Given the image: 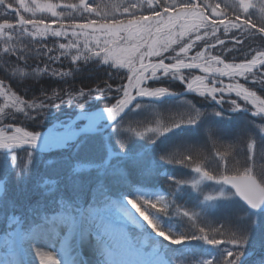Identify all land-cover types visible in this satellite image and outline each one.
I'll list each match as a JSON object with an SVG mask.
<instances>
[{"label":"snow or ice","instance_id":"snow-or-ice-1","mask_svg":"<svg viewBox=\"0 0 264 264\" xmlns=\"http://www.w3.org/2000/svg\"><path fill=\"white\" fill-rule=\"evenodd\" d=\"M257 6L261 9L260 17L255 11H250ZM58 8H70L72 14L65 16L63 11H57ZM24 13L30 15L25 16ZM9 15L15 16V23L9 22ZM0 19H3L0 22V59L16 57L17 62L26 63L28 51L19 42L20 38L40 37L44 55L52 63L60 61L62 56L70 58L72 64H78L82 59H95L117 73L122 68H127L129 72L126 77L128 82L114 89L112 84L105 82L103 87H90L87 90L67 91L62 88L50 93L44 91L41 96L26 100L6 83L9 75L39 77L47 74L64 79L72 76L73 71H61L46 64L44 68L27 73L11 67L6 60L0 63V74H4V78L0 79V168L11 169L18 178H23L30 172L36 153L50 148L51 136L17 126L11 121L18 120L22 115L24 120L37 123L51 110H60L63 105L75 103L82 118L88 121L82 132L111 129L112 133L123 138L120 148L124 150V155H127V141L133 137L139 138L153 151H159L158 164L191 167L198 174V178L191 181L192 188H197L205 181L215 182L219 186L215 194L203 195V200L197 205L200 211L194 212L178 204L176 199H168L144 187H137L144 181L131 180L126 172L116 173L113 178L122 190L118 200H112L109 189L98 182L91 202L85 201L86 206H81L60 201L62 211H57L51 217L45 216L46 224L56 225L69 232L83 227L80 236L86 239L93 230L98 235L109 228L117 230L116 223L111 219V210L115 208L124 224L135 226L144 236V248H137V254L151 249L159 257L173 245L186 246L189 252L197 245H204L207 246L204 249L207 258L196 261V264H249L247 258L251 248L256 244L264 248V232L258 241L253 235L264 221V177L258 178L251 166L235 169L234 174H228L232 170L227 158L240 148V143L221 145L223 151L214 150L213 158L218 161L216 171L208 170L204 160L196 159L188 143L189 138L200 133L207 115L218 118L217 123L223 124L222 111L206 114L194 104L181 101L178 105L180 110L167 124L158 122L156 127H146L142 131L130 123L125 125V120L130 116L148 108L155 111L156 104L164 103V98L177 97L176 92L166 87L153 88L146 83L159 79L157 71L164 76L171 75L173 79L185 81L180 69L200 68L205 75L192 76L187 82V90L205 99L210 97L221 106L225 102L224 94L234 92L244 103L228 98V110L236 114H250L260 121L254 125L240 122V133L244 137L242 150L247 160L255 158L258 147L264 152V97L238 81L225 85L219 79L228 76L235 81L237 77H243L246 82L264 90V47H249L247 52L242 53L244 59L240 63H225L221 55L211 53L217 45L224 55L241 52L239 46L248 39H260L264 43V0L259 5L252 0H238L233 5L224 3V0H218L215 4L207 0H121L120 3L103 6L94 0H78V3L66 5L50 0L43 3L41 0H0ZM55 23H59L58 29L51 27ZM221 29L222 35L232 41V47H227L226 39L218 35ZM230 32L232 35L229 37ZM99 34H103V39ZM49 35L67 42H59L55 49L49 48L43 42ZM81 36H90L92 39L86 38L82 44ZM199 45L203 46L202 50L189 56V52ZM54 51L59 54L50 55ZM152 57L158 60L153 62L150 59ZM165 60L175 63H165ZM201 60L203 64L197 62ZM213 64L217 66L213 67ZM206 80L211 82V87L205 85ZM104 98L109 100L108 106L98 112L88 113L85 105ZM146 98L148 103H145ZM250 130L254 131V135H249ZM207 131L208 139L215 144L221 134L227 135L230 129L217 127ZM78 134L71 132L64 136L62 142L67 143ZM177 144L185 149L179 158L173 151ZM110 166L111 159L106 155L97 165L100 175L107 176ZM167 180L176 186L172 196L189 183L175 176H168ZM210 209H215V212H210ZM216 214L228 218L234 227L225 228L223 223L208 219ZM176 218H179L178 223L188 224L187 231L178 230L173 223H169ZM39 239L38 235L33 237L37 242ZM164 242H167V246ZM125 243L131 248L127 239ZM121 247V244H115V250L105 249L106 256H116ZM36 255L40 264H69L51 252L41 251L39 247L36 248ZM71 264H76V261ZM106 264H171V261L162 258L142 261L107 259ZM259 264H264V260L259 261Z\"/></svg>","mask_w":264,"mask_h":264},{"label":"trees","instance_id":"trees-1","mask_svg":"<svg viewBox=\"0 0 264 264\" xmlns=\"http://www.w3.org/2000/svg\"><path fill=\"white\" fill-rule=\"evenodd\" d=\"M213 3L214 0H208ZM41 2H49V0H41ZM50 2L59 3L61 5L66 4H74L78 3V0H50ZM95 3H100L101 6L103 4H115L120 3L121 0H94ZM262 2V1H261ZM261 2L257 3L259 5ZM224 3L233 5L234 2L232 0H224ZM256 3V2H255ZM11 11V10H9ZM57 11H63L65 16H69L72 14V9L70 8H58ZM250 11H255L257 17L262 15L261 9L257 6L255 9H251ZM147 14V12H145ZM25 16L30 14L24 13ZM40 13H37L39 16ZM50 16V14H47ZM256 17H254L255 19ZM9 22L15 23L16 18L14 15H9L7 17ZM0 22H3V19H0ZM52 28H59V23H55L51 25ZM31 26H29V31H31ZM101 39H103V35H100ZM91 40L90 36H81L80 40L83 44L86 40ZM40 37L31 38L28 36H24L20 38V43L22 46H26L28 51L29 58L27 62L19 61L17 62L16 57L4 58L0 59V63H4L7 61L8 65L14 68H20L24 72L32 73L36 68H44L47 64L50 68H57L61 71H73V75L66 77L64 79H59L56 77H52L47 74H43L39 77H34L32 75L29 76H19L11 77L9 75V79L6 80V83L12 88L13 91L17 93V95L22 96L24 99H31L33 97L41 96L42 92L47 91L51 92L52 90H60L65 89L67 91H78L81 88L87 90L88 88H95L97 86L103 87L105 82L112 84L113 89L120 85L126 84L127 82V68H122L119 73L116 72L115 69L109 68L108 65H104L101 63H97L95 59L84 61L83 59L78 64H72L70 58L61 57V60L52 63L48 60V56L44 55L45 49L41 48V44L39 41ZM47 47L49 48H57L59 42H67L63 38H54L50 35L44 39L43 41ZM94 43V41H92ZM242 48L241 52H234L229 55H224L226 60L235 58V61L243 60V52H247L249 47L252 48H262L264 47V43L261 42L260 39H249L245 41V44L240 46ZM57 51L50 53V55H58ZM4 78V74H0V79ZM248 84V83H247ZM160 86V83H151L150 87ZM168 85L174 91L181 92L182 86H177L174 84H165ZM249 86L251 84H248ZM259 89V88H258ZM259 93H261L264 97V90L259 89ZM113 95H115L113 93ZM67 98V97H65ZM181 101H188L191 104H194L201 111L206 114H211L212 112L219 110L224 113V122L223 124H218L217 119L211 115H207L204 119V123L201 126V131L199 134H196L189 138L188 143L191 145L193 153L202 158L207 157V160H216L213 158L214 150L223 151L221 148L222 143L231 144L230 142L240 143V147L235 153L241 157L242 168L245 166H251L254 170V173L259 176L264 175V152L258 147L256 150V155L253 160H247L246 153L242 150L244 139L243 135L240 133V122H250L253 125L260 122L259 120L250 117L247 114H236L230 113L228 111V105H223V107H218L214 105V103L210 100V98L205 99L197 98L193 96L185 97L180 100H169L164 103H157L155 109L165 108L164 105H168V107H175L180 104ZM111 102H114L112 100ZM148 103V101H145ZM227 103V102H226ZM109 104V100L104 98L102 100H93L90 101L87 105H85L87 111H92L101 107H106ZM153 110L148 108L145 112L150 113ZM79 107L77 104L73 103L72 105H63L60 110H51L45 117L41 118L37 123H33L32 121L24 120L22 115L18 120L11 121L12 123L25 127L28 130H36L42 132L47 127L52 125L55 121H65L67 119L75 117L79 114ZM144 113L140 112L138 114H134L130 116V119L125 122L131 123L132 127L138 128H146L148 123H151L154 120H149L145 124V121L141 120ZM139 120V122L137 121ZM143 121V122H142ZM151 125V124H150ZM223 127L230 129V132L227 135L221 134V137L216 140L214 144L212 140L208 139V131L209 128H217ZM249 135H254V131H249ZM221 141V142H220ZM123 142V138L116 136L112 131H108L103 134H91L85 135L82 137L81 141L76 142L72 145L71 148L67 150L59 149L53 152L48 153H40L37 152L35 155L34 164L31 167L30 172L23 178H18L16 173L11 169L0 168V180L4 182V190L0 194V230L3 229L7 218L10 215H17L23 218L26 225L31 226L37 223H41L44 221L45 216H50L57 211H62V205L59 203L60 201H64L68 204H81V206H86L85 201L91 202L93 199V190L96 187L97 183H103L110 191V194L115 191L114 189L120 188L116 183L113 175L116 173H127L131 180H142L144 178H150L152 185H158L163 189L168 191V194H171L175 190V185L171 182L167 181L168 176L181 177L177 175L178 172L190 171L191 167H186L184 165L180 166H170L165 168L166 174L162 176L161 173L155 172V169L162 168L161 165L158 164V155L159 151H153L150 146L146 145V142H143L139 145L140 142L137 141H127V145L130 143H135L137 147L127 146L128 153H132V155L125 158L122 162L121 166L116 169H113L107 176H103L99 178L97 174H88V176L80 177L77 173V164L85 162L87 160L98 161L102 160L106 155L110 156L112 153V145H116L120 147V143ZM108 145V148H107ZM178 144L173 147V151L176 155L179 152V149H182ZM116 152L120 153L121 149H114ZM178 150V151H177ZM183 150V149H182ZM181 150V151H182ZM138 151H142L139 153ZM195 154V155H196ZM179 158L180 156L177 155ZM246 157V158H245ZM112 162L116 159L110 156ZM203 160V159H201ZM49 161L53 163H49ZM205 166H210L207 161L204 159ZM174 166V167H173ZM143 169V172H141ZM155 172V173H154ZM177 175V176H176ZM56 177L55 186H48L46 188L41 189L39 180L40 178H49ZM146 184L145 182L141 185H137V187H143ZM184 190L182 189L183 192ZM180 192H177L175 196H172L174 199L181 201H189L190 197L183 192L180 195ZM223 217L225 216L221 214L211 215L210 219ZM262 232H264V221L261 222L260 227H257L254 231V237L260 238ZM172 250V249H171Z\"/></svg>","mask_w":264,"mask_h":264},{"label":"rangeland","instance_id":"rangeland-1","mask_svg":"<svg viewBox=\"0 0 264 264\" xmlns=\"http://www.w3.org/2000/svg\"><path fill=\"white\" fill-rule=\"evenodd\" d=\"M232 1L234 2V4L238 3V0H232ZM261 1L262 0H252V2L254 4H257ZM207 2H209V1L207 0ZM216 2H218V0H214L212 4H215ZM209 3H211V2H209ZM222 7H223V4H222ZM225 22H227V21H225ZM99 35H103V34H99ZM218 35H220L222 39H226V46L227 47H232V41L222 35V29H221V33H218ZM231 35H232V33L230 32L228 34V36L230 37ZM202 47H203L202 45H199L198 47L193 48L189 52V56H194L197 51L202 50ZM177 50H178V48H177ZM211 53H212V55H221V58L224 59L225 63H233V62L240 63L242 61V60L235 61L233 59L226 60L225 56L221 52L219 45H217V48L212 49ZM165 55H168V54L166 53ZM150 59L153 62H156L158 60L157 57H152ZM197 62L202 63V64L204 63V61H202V60L197 61ZM165 63H175V61L165 60ZM212 66L216 67L217 65L213 64ZM180 72H181V74H183L185 76V78H186L185 81L173 79L171 75L164 76L162 72L157 71V76L159 77V79L158 80H150V81H147L146 83L148 85L151 83H160L162 85H160V86L158 85L155 87H166L170 91H173V92H176L177 94H180L181 92H183L185 90V86H186L188 80L191 79L192 76H196V75L204 76L205 75L201 69L200 70L180 69ZM127 74L129 75V72ZM219 79H222L224 81L225 85H227L229 83H235L238 81L240 84H243L245 87H248L251 90L257 91L258 95H261L263 97V95L261 93H259L258 87H255L251 83L246 82L243 77H237L235 81H233L228 76L219 77ZM247 83L251 84V85L249 86ZM165 84H169V85L174 84L177 86H182L183 89L181 92H177V91L172 90L171 88L168 87V85H165ZM205 85L207 87H211V82L206 80ZM217 86H219V85H217ZM224 95H225V102L223 105H226V104L228 105V103H226L228 98L236 99L241 104L244 103L243 100H241L239 97L235 96L234 92H232V93L226 92ZM188 96L189 97L193 96V97H197V98H203L198 93L193 92L192 94L186 95V96L181 97L179 99H164V102H167L169 100L170 101L171 100H180V99H184L185 97H188ZM217 98L219 99V93H217ZM210 100H211V98H210ZM145 101H148V100H145ZM212 102L214 103V105H216L220 108L223 107V105L221 106V105L216 104L215 101H212ZM0 103H2V100H0ZM164 106H165V108L155 109V111H152L150 113L143 111L144 115H143L141 120L145 121V124H147V122H150L149 121L150 119L154 120L151 123H148L146 125V127H156L158 122L160 124H167L170 121V119L176 114V112L178 110H180V109H178V105L175 107H170V106L168 107V105L166 104ZM102 108L103 107L89 111L88 113L98 112ZM228 109H229V105H228ZM242 114H244V113H242ZM247 115L250 116V114H247ZM129 119H130V117H129ZM129 119H127V121ZM255 119L259 120L258 118H255ZM137 121L139 122V120H137ZM86 122H87V120L83 119L81 114L79 113L75 117L67 119L65 121H55L52 125H50L45 130H43L42 133L45 136H47V135L53 136L57 132H73V131L81 128L83 125H85ZM258 123H260V122H258ZM128 124H129V122H127V123L125 122L126 126ZM17 126H19V125H17ZM110 130H108V131H110ZM137 130L142 131L144 129L138 128ZM81 139H82V137L78 139L77 143L79 141H81ZM131 141L140 142L139 145L142 144L143 142H145V141L139 140V138H136V137H133V139ZM230 143L232 144V142H230ZM233 143H235V142H233ZM227 144H228V142L222 143L220 145H227ZM72 145H74V144L68 142L66 144V146L63 148H55L54 146H52L46 152H40V153L53 152V151H56L59 149L67 150V149L71 148ZM128 145L131 148L137 147V146H135V143H130ZM107 148H108V145H107ZM111 148L113 151H112L110 156L114 157V159H116V160L114 162L111 161L109 173L113 169H116L117 166L120 167L122 162L125 160V158L132 155L131 152L130 153L127 152L129 148L126 149L127 155H124V150H122L120 153H118L114 150V149H121L119 146L112 145ZM182 149H179L180 154L178 153L177 155L181 156V154L185 151L184 148H182ZM222 150H223V148H222ZM196 151L197 150H195V154H196ZM138 152L141 153L142 151H138ZM110 156H109V158H110ZM237 157L238 156L236 155V153L234 151L232 156L227 158L229 167L232 170L228 174H234L235 169H238V168L242 169L241 157H239V158H237ZM195 158L199 159V160H201V159L204 160V158L198 156L197 154L195 155ZM111 160H113V159H111ZM100 161L101 160L93 161L92 159L91 160L85 159V162L77 164V168H76L77 173L80 175V177L88 176V174L93 173V174H97L99 178H102L103 176L100 175V169L97 167V165L99 164ZM206 161L208 164H211L208 167L206 166V168L208 170H210V171H216L217 170V164H218L217 160H213V162H212L211 160L206 159ZM246 161H247V159H246ZM173 165L174 166H180L179 164H173ZM161 166H162V168L155 169V172H159L162 174V176H164L166 174V170H167L165 168L169 167V165H161ZM170 166H172V165H170ZM221 171H223V170L221 169ZM177 175H179L181 177V179L179 177H176V179L189 181L188 184L182 186V189L184 190L183 192H186V194L189 195V197H190L188 202L185 200L184 201L183 200H181V201L177 200V203L182 205L183 207L191 210V211H194V212L200 211V208L197 205H199L200 202L203 200V195L204 194H215L216 188L219 187L218 185L215 184V182L205 181V182H202L201 185H198L197 188H192L191 181L198 178V174L193 172L192 169L190 171H183L182 170L181 172H178ZM260 177L261 176H259L258 178H260ZM262 177H264V175ZM55 179H57V178L54 176L49 177V178L48 177L47 178H40V180H39V184L41 186L40 188L43 189V188H46L48 186L49 187L55 186V184H54ZM151 180L152 179H150V178H144V182L146 184H149L148 182L151 183ZM45 181H48V183L46 184ZM143 187L145 188V190H147L151 193L164 195L168 199H174L172 196H170L168 194L167 190L163 189L162 187L158 186L157 184L152 185V183H151V185H145ZM3 190H4V182L2 180H0V194L3 192ZM114 190L115 191H113V193L111 194V198H112V200H118L120 195H121L122 190L120 188H116ZM183 192H180V195ZM111 211H112L111 212V219L116 223L117 230L113 231L111 228H109L107 230L101 231L99 235L96 233L95 230H93L92 234L90 236H88L86 239H81V236H80V232L83 231V227H81L79 230L69 232L67 229L61 230V228L56 226V225L46 224L45 221L31 225V226H28V225H26V223L24 222L22 217L17 216V215H10L7 218V221L5 222L3 229L0 230V256L4 253L17 251L16 246H18V244H20V240H24L30 234H32L34 231H37L39 229H47L48 228L49 233H48L46 238H47V241H49V244L53 245V246H50L48 244V245L44 246L45 249L48 250V252H50L52 250V248H55V247L64 249L66 244L70 240L74 239V237L76 238V240L78 242V246H83L85 248V247H87V245L89 243L88 241H90V243L94 240H97V239H98L97 241H99V237H101L103 239V237H102L103 234L106 235L105 233H111L112 239L114 240V242L116 244L122 245V247H121V250L123 251L122 253H124L126 255L128 261L155 260V259H161L162 258L164 260L171 261V264H196V261H198L200 259L207 258L206 254L204 253V249H206L207 246H204V245L195 246L193 248V251H191V252L186 250V246L173 245L169 248L167 253H161V255L159 257L156 256L155 253H152L151 249H148L146 252H144L142 254H137V252H136L137 248H141V249L144 248V236L141 234V231L139 229L135 228V226H133V225L124 224V222L120 219V217L117 213V210L115 208H112ZM209 211L215 212V209H210ZM53 214H51L49 217H51ZM208 219H210V218L208 217ZM178 220H179V218H176V220L169 221V223H173L178 230L187 231L188 230V224L187 223L180 224V223H178ZM210 220H212L214 222L219 221L220 223H223L225 225V228H233L234 227L233 223L228 218L223 219V217H217V218H212ZM148 231L151 232V229L149 228ZM126 239L128 242H130L131 248H129L127 246V244L125 243ZM85 240L86 241L88 240L87 241L88 243H86ZM258 240H259V237L255 238V241H258ZM74 241H75V239H74ZM164 244H165V246H167V242H164ZM107 246L109 248L111 247L108 244H107ZM76 249H79V248H76ZM27 253L25 254V257L26 256L29 257L31 254H33V252H29L28 255H27ZM68 255L72 258L71 253ZM68 255H66V257ZM23 259L25 260L24 256H23ZM23 259H20V260L22 261V264H25L26 262H24ZM247 259L249 261V264H259V261L264 260V248H260L258 246V244H256V246L251 248L249 257ZM30 260H31V258H30ZM32 264H38V263L32 262Z\"/></svg>","mask_w":264,"mask_h":264},{"label":"bare ground","instance_id":"bare-ground-1","mask_svg":"<svg viewBox=\"0 0 264 264\" xmlns=\"http://www.w3.org/2000/svg\"><path fill=\"white\" fill-rule=\"evenodd\" d=\"M189 70V69H187ZM196 70H200V68H196ZM202 70V69H201ZM197 86V85H194ZM88 123V121H87ZM49 136V135H47ZM62 143V142H60ZM59 143V144H60ZM64 144V143H63ZM49 231L47 229H39L37 231H34L32 234H30L27 238L24 240H20V244H18L17 251H12L8 253H4L0 256V264H22V261L20 259H23V256L25 260L23 259L25 264H32V262L40 264L39 257L36 255V248L39 247L41 251L48 252L47 249H45V245L49 244V241H47V235ZM106 235H102L103 242L101 243V237H99V241L94 240L90 243V241H86L88 243L87 247L78 246V242L76 238L70 240L66 246L63 248H52L50 251L53 255H56L58 259L66 260L71 264L72 261H76V264H106L107 259H117V260H127V257L123 251L120 249L119 253L114 257H107L105 254V249H113L115 250V242L112 239L111 233H105ZM38 235L40 237L39 241L33 240V237ZM115 243V244H114ZM111 246L110 248L107 246ZM50 245V244H49ZM86 245V244H85ZM50 246H53L52 244ZM79 248V249H76ZM81 248V249H80ZM29 252H33L29 257L25 254ZM74 252V253H73ZM27 253V255H28ZM72 254V258L68 254ZM24 254V255H23ZM66 255H68L66 257ZM31 258V260H30ZM71 258V259H70ZM31 262H30V261ZM30 262V263H29Z\"/></svg>","mask_w":264,"mask_h":264},{"label":"water","instance_id":"water-1","mask_svg":"<svg viewBox=\"0 0 264 264\" xmlns=\"http://www.w3.org/2000/svg\"><path fill=\"white\" fill-rule=\"evenodd\" d=\"M193 92H189L187 90V84L185 86V90L183 92H181L180 94L177 95V97H174V98H164V99H179L181 97H184L186 95H190L192 94ZM145 100H148L147 98ZM87 124V122L85 123V125ZM85 125H83L81 128L73 131V132H77L79 133L77 136H73L71 137L68 142L70 143H73L75 144L79 138L85 136V135H91V134H103V133H106L108 130V128H101L100 130L98 131H89L87 133L85 132H82L81 129H84ZM69 133L71 132H57L56 134H54L53 136L50 137V140H51V143H50V147L54 146L55 148H63L66 146V144L68 143H64L62 142L64 136L68 135ZM62 142V143H60ZM60 143V144H59ZM48 150V149H47ZM47 150L43 151V152H46ZM226 187H230V186H226ZM241 203H243V201H241Z\"/></svg>","mask_w":264,"mask_h":264}]
</instances>
